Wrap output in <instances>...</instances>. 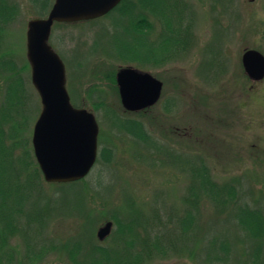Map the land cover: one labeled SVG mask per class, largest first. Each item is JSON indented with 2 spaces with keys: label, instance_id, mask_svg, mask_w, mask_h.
I'll list each match as a JSON object with an SVG mask.
<instances>
[{
  "label": "rangeland",
  "instance_id": "1",
  "mask_svg": "<svg viewBox=\"0 0 264 264\" xmlns=\"http://www.w3.org/2000/svg\"><path fill=\"white\" fill-rule=\"evenodd\" d=\"M13 1L21 11L3 34L4 50L12 51L21 64H29L28 22L47 17L51 9L41 16V6L29 7L27 0ZM173 1L180 4L185 25L190 24L192 43L178 61H168L161 67H142L118 58L117 50L130 42L123 33L127 19L118 13L94 23L54 25L50 44L64 61L72 103L95 115L100 128L99 155L102 149L110 148L114 158L111 165L98 160L87 177L89 191L76 194V189L48 184L42 189L44 201L60 196L83 197L93 221L83 227L71 211L53 209L44 232L33 241L61 246L78 236L86 239L92 227H96V238L99 228L115 215L125 220L156 214L163 222L169 215L176 219L188 210L192 171L201 165L218 184L243 186L247 202L264 214V80L252 85L242 64L248 49L264 54V0ZM156 18L151 17L154 30L150 40H157L163 31L161 20ZM129 66L148 71L163 82L161 100L141 117L125 110L108 80L113 71ZM24 74L30 78V110L34 108V114H30L32 146V132L42 104L31 80V67ZM168 100L173 104L172 113L164 111ZM126 118L142 120L152 139L163 148L140 144L121 132L116 124ZM235 212L222 211L209 201L201 203L196 215L203 238L196 246L197 256L192 258L188 251H182L155 257L145 264H209L203 246L217 236L232 242L231 257L224 264H246L252 259L248 253L254 243L236 227ZM238 215L250 219L242 210ZM117 229L114 223L105 240L95 241L106 248L114 247ZM194 240L190 237L187 244L193 246ZM13 244L19 245L23 254L20 240ZM59 253L48 251L42 264H71L65 253Z\"/></svg>",
  "mask_w": 264,
  "mask_h": 264
},
{
  "label": "trees",
  "instance_id": "2",
  "mask_svg": "<svg viewBox=\"0 0 264 264\" xmlns=\"http://www.w3.org/2000/svg\"><path fill=\"white\" fill-rule=\"evenodd\" d=\"M27 1L29 7H42L43 10L39 12L41 16L52 8L54 2ZM20 11V5L15 1L0 0V264H42L48 251L65 253L71 264H145L155 257H166L169 253L182 251H188L189 256L195 258L196 246L203 238L196 212L205 201L220 207L222 211L231 212L236 209L237 214L232 213L236 227L239 226L254 243L253 250L248 253L252 259L246 264H264V214L261 208L251 207L245 199L248 193L243 186L215 182L205 165L195 167L192 171L193 181L186 200L188 210L183 211L182 216L174 219L169 215L167 222H163L162 217L158 219L157 214L132 216L126 220L117 215L110 217L109 221H113L118 227L115 236L113 235L115 246L112 248L103 247L97 234L95 238L96 227L86 233V239L78 236L61 246L44 240L33 241L36 235L44 232L53 209L63 213L71 211V214H75L76 221H82L83 227L89 225L93 218L85 208L83 197L72 199L60 196L57 200L45 199L46 201L41 197V191L47 184L64 190L76 189V194L89 191L91 186L87 178L72 183H47L35 159L30 139V114H34V108L30 110V78H26L24 74L30 66L28 62L21 64L12 51L4 50L3 44V34L18 19ZM117 13L122 19H127L123 33L129 37L130 42L117 50L118 58L126 63L161 67L168 61H178L190 49V24L185 25V14L177 1L123 0L101 19ZM153 16L161 19L163 28L157 40H150V33L154 30L151 19ZM101 19L88 22L94 23ZM116 74L117 70L113 71L108 80L119 94ZM172 106L171 100H168L164 111L172 113ZM148 111L149 109L134 114L141 117ZM34 116L37 118L38 110ZM116 127L140 144L156 150L163 148L152 139L151 133L140 119H120ZM113 158V150L105 148L98 160L111 165ZM240 210L250 219L239 216ZM127 233H130L129 237H126ZM190 237L195 239L193 246L187 244ZM217 237L211 238L208 245L203 246L206 263L224 264L231 257L232 242L228 238ZM16 239L22 244L23 254L19 245L13 244Z\"/></svg>",
  "mask_w": 264,
  "mask_h": 264
},
{
  "label": "water",
  "instance_id": "3",
  "mask_svg": "<svg viewBox=\"0 0 264 264\" xmlns=\"http://www.w3.org/2000/svg\"><path fill=\"white\" fill-rule=\"evenodd\" d=\"M123 0H54L45 18H35L27 25V58L32 69V83L37 90L42 111L35 123L32 144L36 160L48 183H68L85 178L98 156L99 125L95 115L76 108L67 90L66 68L59 54L49 44L55 23L89 21L107 15ZM246 75L254 82L264 79V54L246 50L242 57ZM117 84L123 107L142 111L157 104L163 82L150 72L122 68ZM113 223L98 230L106 239Z\"/></svg>",
  "mask_w": 264,
  "mask_h": 264
},
{
  "label": "flooded vegetation",
  "instance_id": "4",
  "mask_svg": "<svg viewBox=\"0 0 264 264\" xmlns=\"http://www.w3.org/2000/svg\"><path fill=\"white\" fill-rule=\"evenodd\" d=\"M161 20V19H160Z\"/></svg>",
  "mask_w": 264,
  "mask_h": 264
}]
</instances>
